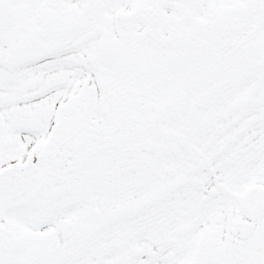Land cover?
<instances>
[{
	"label": "snow or ice",
	"instance_id": "1",
	"mask_svg": "<svg viewBox=\"0 0 264 264\" xmlns=\"http://www.w3.org/2000/svg\"><path fill=\"white\" fill-rule=\"evenodd\" d=\"M0 264H264V0H0Z\"/></svg>",
	"mask_w": 264,
	"mask_h": 264
}]
</instances>
